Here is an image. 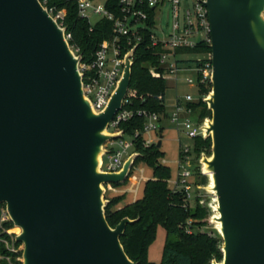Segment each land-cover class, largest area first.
I'll return each instance as SVG.
<instances>
[{
  "label": "water",
  "instance_id": "1",
  "mask_svg": "<svg viewBox=\"0 0 264 264\" xmlns=\"http://www.w3.org/2000/svg\"><path fill=\"white\" fill-rule=\"evenodd\" d=\"M206 5L213 73L204 101L212 117L202 127L213 139L208 169L223 264H264V0ZM65 31L41 0H0V204L23 229L25 264H136L120 240L134 220L109 224L103 184L124 182L138 154L116 172L101 166L105 142L123 133L107 127L127 95L137 47L97 112Z\"/></svg>",
  "mask_w": 264,
  "mask_h": 264
},
{
  "label": "built area",
  "instance_id": "2",
  "mask_svg": "<svg viewBox=\"0 0 264 264\" xmlns=\"http://www.w3.org/2000/svg\"><path fill=\"white\" fill-rule=\"evenodd\" d=\"M43 5L47 7L50 15L58 22V24L66 29L65 18L67 9L59 7L57 4L49 5V0H41ZM74 1L77 4L79 16L94 25L99 19H106L111 22V33L108 38L98 43L93 58L85 61L80 47L71 44L72 34L65 31L66 39L69 41L71 49L76 55L81 54L82 58L78 64L80 72L83 74L84 93L91 101L95 111H103L109 103L111 95L116 90L119 80L125 72L128 54L135 48L134 54L130 57L134 61L138 47L145 39V32L150 30L151 45L162 47L165 51L159 58V67H152L151 72L154 76L162 78L176 79L177 73L181 68V63H187L190 59L186 55L190 53H179V48H193L204 42L211 45V21L209 8L206 5L207 0H196L192 9H186L183 13L180 11L182 0H66ZM171 4L173 9L174 23L170 33H157L159 20V9L164 2ZM150 8H153L154 24L151 26L149 20L151 18ZM97 16L92 22L91 15ZM201 39V42H198ZM187 61V62H186ZM197 76L188 77L187 82L190 85L199 88L201 85H212L213 73V54L212 51L201 53L196 60ZM200 97V96H199ZM205 95H203V99ZM184 102L196 101L192 93H187ZM199 99V98H198ZM128 99H123L122 107L116 112L113 119L109 122L107 129L110 132H120L124 130L121 124L130 120L135 114L143 115L145 124L142 131L137 130L133 135H128L123 131L120 137L112 139L106 145V152L103 154L102 170L106 172H116L123 167L125 157L129 154V149L134 148L135 141L139 137H143V144L149 147L160 139L158 136L162 121L161 115L157 112L148 111L146 109L134 110L126 105ZM185 108L182 100L178 99V105L173 112L171 121L179 125H183L186 129L187 136L190 140H194L198 136L204 134L203 123L193 122L191 118L182 121L180 111ZM189 114L192 108L187 106ZM152 134H156L153 137ZM128 135L130 140L125 137ZM191 149L190 143L181 145L180 157L178 160L179 174L174 183L169 180L170 186L174 191L181 189L186 200H190L193 196V183L191 177L193 171L191 169ZM165 161V160H164ZM145 180L146 178H142ZM140 183L131 191L137 192ZM7 213L3 210V216Z\"/></svg>",
  "mask_w": 264,
  "mask_h": 264
},
{
  "label": "trees",
  "instance_id": "3",
  "mask_svg": "<svg viewBox=\"0 0 264 264\" xmlns=\"http://www.w3.org/2000/svg\"><path fill=\"white\" fill-rule=\"evenodd\" d=\"M57 4L67 9L65 18L66 31L72 34L71 44L80 47V52L85 61L93 58L98 43L108 38L111 33V22L99 19L91 25L85 18L79 16L77 4L74 1L49 0V5ZM150 25L154 24V11L150 8ZM150 32V30H149ZM145 32V39L138 47L130 86L126 95L127 107L134 110L146 109L157 112L161 118L167 115L165 107V93L167 80L161 76H154L152 67H159V58L165 51L162 47L151 45L150 33ZM179 53H206L212 51L208 43H200L193 48H179ZM212 85H201L202 94L197 101L187 103L198 119L211 115V110L203 99V95L209 92ZM145 124L143 115L135 114L130 120L121 124L125 133L133 135L137 130L142 131ZM163 128L160 130L162 134ZM195 147L192 152L200 153L211 147V138L202 135L194 139ZM134 149L140 151L143 156L138 162H145L153 168V177L144 182L143 195L133 202L122 207L117 205L125 198V193L110 198L106 205V217L112 227L125 217L134 220L127 224L120 240L128 256L136 264H157L149 259V247L156 238L159 226L167 231V240L164 246L162 260L158 264H208L214 256H220L219 241L206 232H188L183 226L188 218H203L206 209L200 205L197 199L196 206L192 210L187 205V200L181 189L174 191L169 183L171 168L162 162L164 152L156 143L149 147L143 144V137L135 141ZM121 185V184H117ZM2 237H8L2 234ZM9 250L0 241V255H9ZM0 264H9L5 259ZM21 264V263H18Z\"/></svg>",
  "mask_w": 264,
  "mask_h": 264
},
{
  "label": "rangeland",
  "instance_id": "4",
  "mask_svg": "<svg viewBox=\"0 0 264 264\" xmlns=\"http://www.w3.org/2000/svg\"><path fill=\"white\" fill-rule=\"evenodd\" d=\"M99 2L98 0H96ZM196 0H182V4L180 7L181 13L186 11V9H192L195 5ZM159 20L157 26V33L160 35L161 32L166 34L170 33L173 27L174 18H173V9L169 2L165 1L164 4L160 6L159 9ZM97 19V16L92 14L91 20L92 22ZM201 54L190 53L186 55L190 60L187 63H181V68L177 73L176 79H168L167 80V88L165 93V107L167 111V115L164 117L162 121L163 126V138H162V146L161 149L164 152V159L161 158L160 162L167 164L171 168V182L178 178L179 174V166L178 160L180 157V148L182 144L190 143L192 145V149L195 147L194 140H190L187 136L186 129L183 125H179L177 128L176 124L171 121V117L173 112L176 110L178 105V99L182 100L185 108L180 111L181 120H187L191 118L193 122L199 121L204 123L205 119L212 117L211 115L206 116L202 119H198L197 114L192 112L191 114L187 111V103L184 102L183 98L187 93H192L196 101L200 93L199 88L196 86L188 84L186 81L188 77H196V62L195 60L200 57ZM211 91V90H210ZM209 91V92H210ZM209 92H206L205 97L208 96ZM207 103V102H206ZM208 107V104H207ZM209 108V107H208ZM211 110V109H210ZM109 131V130H108ZM124 131V130H122ZM116 133V132H112ZM160 135V132L158 136ZM153 137H156V134H152ZM204 137V136H203ZM127 140H130V137L126 135ZM205 138V137H204ZM208 138V137H207ZM211 138V147L207 150H201L200 153L192 152L191 154V169L193 171V176L191 177V182L193 183V196L190 200H187V205L192 210H194L197 199L202 207L206 209V213L203 218H188L186 223L184 224V228L188 232H206L209 236L217 239L219 241V250L220 256L214 255L209 261L208 264H223L224 261V238L219 229V222L216 219L219 216L218 211V200L217 195L212 187V177L211 172L208 169L209 161L213 157V139ZM112 140V139H110ZM110 140H107L104 144L106 145ZM159 142V138L156 139V144ZM129 154L125 157V160L132 153H137V157L135 158L128 176L124 182H108L104 183L103 186L105 188L104 200H110V198L117 196L118 194H133L135 195L131 189L136 188L140 183V188L138 190L139 195H142L143 185L145 180L142 178H152L153 177V168L146 164L145 162H138V159L143 156L140 151L135 150L134 148L129 149ZM167 163H165V161ZM121 184V185H117ZM121 192V193H120ZM132 195V197H133ZM3 210L7 213V215L3 216ZM106 213V207H105ZM23 229L20 225H18L13 219L5 202L0 204V241L4 244V246L10 251L9 255L2 257L0 255V260L3 258L9 264H25V243L21 240H18V236L21 235ZM2 234L8 235V237H2ZM167 240V231L163 226H159L157 230V235L153 243L149 247V259L154 263H160L163 256L164 246Z\"/></svg>",
  "mask_w": 264,
  "mask_h": 264
},
{
  "label": "bare ground",
  "instance_id": "5",
  "mask_svg": "<svg viewBox=\"0 0 264 264\" xmlns=\"http://www.w3.org/2000/svg\"><path fill=\"white\" fill-rule=\"evenodd\" d=\"M95 113H94V111L92 110V109H90L89 110V115H94ZM101 133L102 134H105L106 133V131H105V129H103L102 131H101ZM100 149H98L97 150V152H95V154H94V156H93V158H94V162H95V164H96V169H98V167H99V165H100V163H101V155H100ZM211 172H212V170H211ZM212 179H213V184L215 185V180H214V177H213V173H212ZM220 230H222L223 231V226H222V222H220Z\"/></svg>",
  "mask_w": 264,
  "mask_h": 264
},
{
  "label": "crops",
  "instance_id": "6",
  "mask_svg": "<svg viewBox=\"0 0 264 264\" xmlns=\"http://www.w3.org/2000/svg\"><path fill=\"white\" fill-rule=\"evenodd\" d=\"M162 128H163V126H162ZM161 135V134H160ZM159 135V136H160ZM164 159V158H163ZM165 163H167L166 161H165ZM148 179H150V178H146L145 179V181L146 180H148ZM143 190H144V185H143ZM121 193V192H120ZM135 195H133V194H126L125 193V198L117 205V207H122V206H124V205H126V204H128V203H130V202H133V201H135L136 199H138V198H140L142 195H143V192H142V195L140 196L139 195V193H138V191L136 192V193H134ZM118 195H120V194H118ZM132 195H133V197H132Z\"/></svg>",
  "mask_w": 264,
  "mask_h": 264
}]
</instances>
